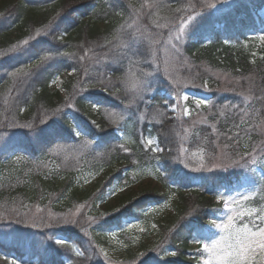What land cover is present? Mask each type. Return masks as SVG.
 <instances>
[{
    "label": "trees",
    "instance_id": "16d2710c",
    "mask_svg": "<svg viewBox=\"0 0 264 264\" xmlns=\"http://www.w3.org/2000/svg\"><path fill=\"white\" fill-rule=\"evenodd\" d=\"M217 2L0 0V264H14L9 255L34 264L190 263L186 248L209 221L218 189L245 176L258 179L254 166L264 162V46L251 55L217 39L240 33L264 0H233L223 12ZM183 24L168 72L161 49ZM204 65L230 81H215ZM68 70L64 94L51 90ZM184 86L209 93L190 132L191 117L167 111V95L178 98ZM108 114L123 118L122 137ZM140 134L155 137L160 152L142 144ZM194 145L214 147L212 153L225 148L229 163L211 170L207 159L186 170L181 152ZM117 163L149 164L175 201L170 216L155 221L151 243L128 249L120 261L104 253V236L164 194L143 191L100 209L116 177H138L117 168L85 189L78 175ZM194 179L202 190L186 189Z\"/></svg>",
    "mask_w": 264,
    "mask_h": 264
},
{
    "label": "rangeland",
    "instance_id": "374dc122",
    "mask_svg": "<svg viewBox=\"0 0 264 264\" xmlns=\"http://www.w3.org/2000/svg\"><path fill=\"white\" fill-rule=\"evenodd\" d=\"M232 1L233 0H218L214 6L215 10H218V12H223V7ZM147 12L148 11L145 10V13ZM252 12H255L252 21L240 33L235 30L230 35L223 33L219 38H217L219 41H223L225 44L233 45L234 48L232 52L240 51L248 52L251 55H256L258 53V48L264 46V39H262V37H264V6L257 8ZM184 29L185 24L180 26L177 31H173L166 39V46L161 49L163 53H166L162 60L165 62L167 61L168 72L173 69V63L175 60L174 54L177 53L169 51L181 49L180 46L184 38ZM203 42H205V44L209 43V39L204 38ZM203 62L200 64L203 65ZM204 68L215 81L220 82L222 85L224 81H230L228 74L223 73L222 70L209 68V66L205 65ZM71 74L72 71L68 70L63 74L56 76L55 79L50 83L51 90H58L63 95L64 91L61 88V83L67 76H70ZM184 96H187L188 99L184 100ZM167 97L172 99V103L167 105L168 112L175 114L181 109L183 118H192L190 125L187 128L185 127L186 132L191 131L190 127L196 119L198 111H200L203 106H207L209 104L206 103L204 105L197 106L195 103V101L198 99L208 102L209 93L207 91L191 89L185 86L183 90L179 92L178 98H174L171 95H167ZM185 109H187L190 114L186 115ZM108 118L116 121V118L110 114H108ZM123 127V118L119 117L115 123L114 129L118 137H122ZM142 136V134L139 136V140L142 142V144H145L146 147L152 148L155 153L160 152V146H158L155 137L149 135H145L144 137ZM149 141H151V143H149ZM213 149L214 147L209 149V152H206L201 146L194 145L193 149H185L184 153L183 151L181 152V156L183 154L184 155L182 156V159H180V163L186 170L189 171L201 168L205 161L209 159L210 162L207 165L208 168L211 170L221 169L223 166H225V164L229 163L230 155L229 153L225 152V148H218L216 152L212 153ZM60 150L61 149L58 147L55 148V152H59ZM190 163L196 164L197 168H191L189 166ZM148 165L145 164L131 168L129 166L127 167V165L124 163H117L112 166L100 167L96 171L88 168V171H82L78 175L81 186L85 189H93L97 181H100V179H103L108 173L112 172V170L115 171L117 168H121V175L130 171L131 177H138L135 182L130 183H128L125 179L120 180L116 177V180L113 181V184L103 195V198L99 201L98 207L100 209L117 206L121 201L127 199L128 197H135L143 191L153 190L158 194H164V199L147 208L142 213L141 217L124 220L120 228L109 230L107 235L104 236V253L106 256L116 261H120L128 249L139 250L143 244H150L153 238L152 228L155 224V221L160 218L169 217V214H171L174 210L173 208L175 201L173 200V191H171L169 187L164 188V186L155 176V172L152 167ZM255 172L258 179L247 176L241 178L232 185H224V187L218 189L216 197L214 198L215 205L212 207V215L209 221L201 227L199 232L197 231L195 233L194 237L189 241V246L186 248L185 254L190 260L189 264H207V261L211 257L207 252L204 251V245H210L214 240H218L221 236L227 235V232L222 226L229 223V216L233 218L232 224L236 228H242L245 225H247L253 231L258 230L259 228H264V222H261L257 218L258 215L264 214V212H262V210H264V162L261 163V167L255 168ZM190 177L197 178V176L194 174L190 175ZM194 180L195 182L191 184L192 187L187 185L186 189L199 188L202 190L201 186L196 182L197 179ZM172 186L173 185H171V187ZM225 201L228 202V207H225ZM40 211L41 210H35L34 212L39 213ZM250 212L251 215L248 214ZM70 215L76 216V214ZM50 216L55 218L54 220L58 218V216ZM47 217L49 219V216ZM66 218L71 220L69 216ZM71 222L73 221L71 220ZM60 225L64 226V220ZM217 225H219V227ZM59 239L64 240L62 237ZM8 257L9 263L32 264L31 261H27L25 259H14L12 255H9ZM3 260L4 257L0 256V262Z\"/></svg>",
    "mask_w": 264,
    "mask_h": 264
},
{
    "label": "snow or ice",
    "instance_id": "6c2138e0",
    "mask_svg": "<svg viewBox=\"0 0 264 264\" xmlns=\"http://www.w3.org/2000/svg\"><path fill=\"white\" fill-rule=\"evenodd\" d=\"M191 19L192 17H189V20ZM12 75L15 76L16 73H12ZM183 99L187 100L188 97L184 96ZM195 103L200 106L207 102L198 99ZM185 114H190L187 109H185ZM225 207H228L227 201H225ZM248 214L251 215V212ZM257 218L264 222V214L258 215ZM228 219L229 223L222 226L227 235L214 240L210 245H204V251L211 257L207 264H264V228H259L256 231H253L247 225L242 228H236L232 224L233 218L229 216ZM217 226L219 227V225ZM56 243L63 244L64 241L57 240ZM79 254L82 255V253ZM172 255H175V253H172Z\"/></svg>",
    "mask_w": 264,
    "mask_h": 264
}]
</instances>
